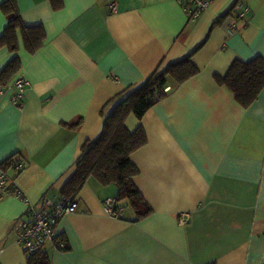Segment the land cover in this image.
Segmentation results:
<instances>
[{
    "label": "crops",
    "instance_id": "1",
    "mask_svg": "<svg viewBox=\"0 0 264 264\" xmlns=\"http://www.w3.org/2000/svg\"><path fill=\"white\" fill-rule=\"evenodd\" d=\"M16 1L22 22L42 24L46 38L33 54L20 35L17 52L0 47V70L14 55L21 61L0 90V162L23 157L14 183L35 209L62 196L81 144L101 132L108 99L159 64L192 54L198 68L141 119L125 120L146 133L130 158L152 211L137 219L115 201L119 214L108 213L104 200L116 186L88 177L73 197L76 209L56 225L67 248L43 249L50 264H264V86L242 107L214 78L237 57L264 58V0H211L191 20L176 0H55L58 8ZM236 3L249 13L231 31ZM6 24L0 8V35ZM17 76L28 80L21 106L10 99ZM25 215L20 198H0V264L26 263L14 230Z\"/></svg>",
    "mask_w": 264,
    "mask_h": 264
},
{
    "label": "trees",
    "instance_id": "2",
    "mask_svg": "<svg viewBox=\"0 0 264 264\" xmlns=\"http://www.w3.org/2000/svg\"><path fill=\"white\" fill-rule=\"evenodd\" d=\"M51 1L55 8L60 6V3L55 4V0ZM236 5L237 3L231 10ZM0 8L7 18V24L0 35V47L5 46L9 52H17L20 48V35L22 46L28 53L33 54L41 48L46 38L42 24L25 25L20 18L16 0H4ZM228 13L218 17L215 22H220ZM191 56L189 54L164 66L159 64L142 83L129 85L105 102L101 109L104 115L101 132L97 137L86 139L81 144L75 170L62 186L61 197L73 198L86 179L94 177L101 184H114L117 188L114 197L116 203H125L131 207L137 219L152 211L134 184L133 177L138 173V168L130 158L132 152L146 143V133L141 124L134 130H129L125 120L131 113L141 119L172 87L195 75L198 68ZM20 68L21 61L14 55L0 70V87H6ZM214 78L233 94L242 107H248L264 86V58L260 55L249 60L237 57L224 75L216 74ZM167 87L169 88L166 90ZM80 123L81 119H78L71 126L76 128ZM22 158L16 152L0 162L1 171L6 174L10 170L14 172L13 177H10L12 181L24 167ZM19 162L23 164L21 168L17 166ZM57 239L63 244L60 249L67 248L63 236L59 235ZM25 264H50V258L46 251L39 250L27 256Z\"/></svg>",
    "mask_w": 264,
    "mask_h": 264
},
{
    "label": "built area",
    "instance_id": "3",
    "mask_svg": "<svg viewBox=\"0 0 264 264\" xmlns=\"http://www.w3.org/2000/svg\"><path fill=\"white\" fill-rule=\"evenodd\" d=\"M181 5L188 18L194 19L204 9L207 8L211 0H176ZM249 8L238 3L236 10L232 15L231 31L238 29V22L245 24ZM9 84V83H8ZM28 85V80L23 76H17L13 79L12 85L14 90L10 99L12 103L21 106L24 100V90ZM8 86V85H7ZM6 86V87H7ZM6 87H0L4 90ZM169 87L166 88V90ZM19 168L23 166L22 162L17 164ZM4 194H13L26 203V215L20 218L15 225V233L17 241L26 256L43 250L48 243H52L55 247H61L63 244L57 239L56 225L59 219L66 213L74 211L77 207V201L74 198L60 197L56 201L44 200L41 209H35L28 198L15 185L14 181L3 171L0 172V198ZM115 198L108 197L104 200V206L108 213L119 214L115 208ZM184 217H180V221L185 222Z\"/></svg>",
    "mask_w": 264,
    "mask_h": 264
}]
</instances>
